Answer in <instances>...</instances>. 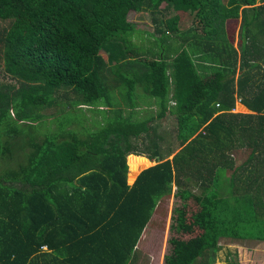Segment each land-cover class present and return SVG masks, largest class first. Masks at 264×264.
Instances as JSON below:
<instances>
[{
    "label": "trees",
    "instance_id": "1",
    "mask_svg": "<svg viewBox=\"0 0 264 264\" xmlns=\"http://www.w3.org/2000/svg\"><path fill=\"white\" fill-rule=\"evenodd\" d=\"M161 7L175 15L149 35L164 44L141 53L129 14ZM0 21V264H131L173 183L164 264H211L220 238L264 242V0H0ZM121 87L157 114L69 127L74 102L110 107ZM197 228L200 258L174 235Z\"/></svg>",
    "mask_w": 264,
    "mask_h": 264
},
{
    "label": "rangeland",
    "instance_id": "2",
    "mask_svg": "<svg viewBox=\"0 0 264 264\" xmlns=\"http://www.w3.org/2000/svg\"><path fill=\"white\" fill-rule=\"evenodd\" d=\"M184 9H176L175 13L178 12L179 14H181L184 12ZM160 10L162 11L155 13H151L150 11H133L129 14V19L137 24V32L135 33L134 40L136 42V45H138V49L139 51H141V53L143 52L150 54L155 48H159V45L162 46L164 44V42L160 40V38L158 39L156 36L154 37L149 35V32L153 33L156 27V24L153 21L155 18L160 20V18L164 19L174 14V11H164L163 7H161ZM181 19L183 21L180 22V27L181 29H185L191 25V21L193 18L182 15ZM0 24L5 23L0 21ZM240 24L241 18L229 19L227 22V31L229 37L234 42V46L238 48L239 54ZM169 35L172 36L170 44L177 45V39L175 36L176 32ZM102 53L105 57L107 56V51L105 49H103ZM262 70L263 68L261 69V72ZM238 74L239 71L237 72L236 77L238 76ZM62 93H64V91ZM112 94L113 99L112 105L110 107H107L105 104H102L100 102L95 103L93 107L88 105L79 106L80 104L74 102L75 105L67 109L69 117H72V122L69 127L79 130L93 127V122H102L106 114H108L109 116H127L128 114L133 113L134 116L145 118L147 116L155 115L159 111V103L157 99L142 95L138 96L140 98H138L136 103H134L128 98L127 89L125 87L119 88L115 92H112ZM69 95L72 96V94L70 93ZM135 104H137L136 107H134ZM241 104L243 103L240 101V98H237L235 109L233 110V112L249 113L250 111L246 108V106L245 110H242L240 108ZM47 111L51 112L52 109H48ZM167 115L169 116L166 119V123L168 122L170 125L174 124V119L170 116L171 114ZM58 118H60L64 122L65 120H67L63 119L64 116H59ZM80 121L81 123H79ZM56 127L57 125L56 123H54L53 128ZM233 154V157L236 160V164L239 165L245 161L249 154V151L247 149H237ZM154 162L156 163V161ZM6 165L7 164L0 166V169L6 167ZM176 190L177 186L175 183H173L171 185L170 193L165 196V198L158 204L151 221L149 222L145 232L143 233V236L138 245L136 257L131 264H164V257L171 246L169 240L171 236L170 225L172 221V210L177 201V198L174 195ZM198 233L199 230L197 228L196 231L192 233L179 234L176 232L174 233V235L177 238L188 242V245L189 247H191V249H194L195 251H197V249L198 251L200 250L198 252V258H200L201 256H203L204 249H202L203 252H201L200 241L197 237ZM217 245V252H214L215 261L211 264H227V261L229 259L237 260L241 264H264V242H260L257 240H248L242 242L229 238H220L217 242Z\"/></svg>",
    "mask_w": 264,
    "mask_h": 264
},
{
    "label": "crops",
    "instance_id": "3",
    "mask_svg": "<svg viewBox=\"0 0 264 264\" xmlns=\"http://www.w3.org/2000/svg\"><path fill=\"white\" fill-rule=\"evenodd\" d=\"M263 68V70H262V72H261V69ZM258 71V70H257ZM260 74L262 75V74H264V62H262L261 63V68H260ZM243 73V71H239V74L238 75H240V74H242ZM260 76V75H259ZM240 101H241V98H240ZM244 105V104H243ZM245 106V105H244ZM247 108V107H246ZM248 109V108H247ZM249 110V109H248ZM250 111V110H249ZM249 113H253V111H250ZM145 232V231H144ZM249 239H247L246 241H248ZM250 241V240H249ZM44 250H47V247H44Z\"/></svg>",
    "mask_w": 264,
    "mask_h": 264
},
{
    "label": "water",
    "instance_id": "4",
    "mask_svg": "<svg viewBox=\"0 0 264 264\" xmlns=\"http://www.w3.org/2000/svg\"><path fill=\"white\" fill-rule=\"evenodd\" d=\"M129 171H130V170H129ZM136 178H137V177H136ZM136 178H135V180H136ZM135 180H134V181H135ZM134 181H133V182H134ZM133 182H132V183H133Z\"/></svg>",
    "mask_w": 264,
    "mask_h": 264
}]
</instances>
